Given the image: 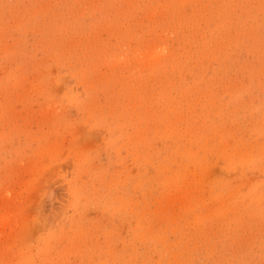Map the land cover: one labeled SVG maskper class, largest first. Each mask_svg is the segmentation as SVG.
<instances>
[{
  "label": "rangeland",
  "instance_id": "obj_1",
  "mask_svg": "<svg viewBox=\"0 0 264 264\" xmlns=\"http://www.w3.org/2000/svg\"><path fill=\"white\" fill-rule=\"evenodd\" d=\"M0 264H264V0H0Z\"/></svg>",
  "mask_w": 264,
  "mask_h": 264
},
{
  "label": "bare ground",
  "instance_id": "obj_2",
  "mask_svg": "<svg viewBox=\"0 0 264 264\" xmlns=\"http://www.w3.org/2000/svg\"><path fill=\"white\" fill-rule=\"evenodd\" d=\"M255 111V110H254Z\"/></svg>",
  "mask_w": 264,
  "mask_h": 264
}]
</instances>
